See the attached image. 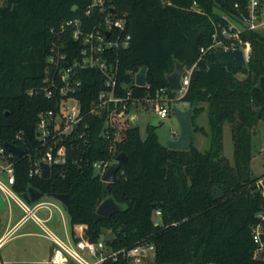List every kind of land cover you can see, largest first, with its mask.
<instances>
[{
    "label": "trees",
    "instance_id": "16d2710c",
    "mask_svg": "<svg viewBox=\"0 0 264 264\" xmlns=\"http://www.w3.org/2000/svg\"><path fill=\"white\" fill-rule=\"evenodd\" d=\"M2 1L0 142L15 143L25 151L13 157L15 191L21 194L33 187L42 195L67 194L64 208L70 226L85 225V238L103 239L111 250L152 243L153 264H264V251L255 255L252 239V228L264 210V195L256 184L264 173L254 176L250 169L252 129L258 112L264 118V94L256 87L264 75V34L241 32L251 44L247 69L219 64L214 49L200 51L211 44L216 30L220 34L228 27L223 16L237 19L246 12L248 0H112L130 34L129 46L110 54L117 62V92L130 91L131 97L143 99L164 87L169 97L177 98L166 75L176 61L185 68L194 65L187 89L177 100L191 105L194 131L209 135L210 145L201 150L192 142L187 150L170 149L160 143L152 123L145 137L136 125L122 129L119 138L101 135L103 118L90 117L88 135L74 139L68 162L53 167L47 178L29 176L28 170L39 156L38 112L54 102L27 90L40 85L61 22L81 17L91 27L96 14L84 16L91 0H7L6 5ZM60 41L66 50L78 47L70 37ZM142 66L147 69V84L137 86L134 78ZM93 75L97 84L93 88L83 84L77 94L84 107L99 89L95 70ZM204 110L209 133L196 122ZM225 123L231 130L233 162L222 151ZM121 151L127 156L123 163L116 161ZM97 160L120 165L110 191L93 168ZM107 196L122 206L109 217L96 213ZM101 264H129V259L119 253Z\"/></svg>",
    "mask_w": 264,
    "mask_h": 264
},
{
    "label": "built area",
    "instance_id": "2783aa9c",
    "mask_svg": "<svg viewBox=\"0 0 264 264\" xmlns=\"http://www.w3.org/2000/svg\"><path fill=\"white\" fill-rule=\"evenodd\" d=\"M111 1L91 0L83 12L86 18L96 14V20L91 27L88 26L89 20L81 17L68 18L61 22L60 30L56 34L58 41H53L47 53V65L41 83L27 90L29 95H43L54 102L52 107L38 112L35 131L39 142V156L31 164L29 176L42 177L41 163L48 165L49 176L53 167L65 165L74 146V139L88 135L90 117L103 118L101 135H117V123H122L118 133L135 123L137 104L145 109L152 107L159 118H165L172 113V98L166 94L164 87L160 88L154 97L143 99L131 97L130 91L125 95L117 92V62L110 54L112 50L127 48L130 44V34L127 31L126 19L117 14L116 10L112 11ZM235 7H238L237 3ZM223 17L229 20L228 27H222L220 34L216 30L212 35L211 44L206 48L202 47L200 51L239 47L247 59L251 44L241 38V32L264 29V0H248L246 12L237 19H230L227 15ZM62 36L70 37L71 42L77 44V49L71 46L66 50L65 44L60 41ZM193 67L194 65L190 68L184 67L177 98L185 93ZM93 70L98 73L99 89L89 106L84 107L77 94L83 84L89 88L97 84ZM85 71L87 74L92 72L94 85L85 84L87 74L82 79ZM154 119L156 121L157 117ZM24 153L25 151L21 155ZM15 155L0 142V193L8 210L6 221L0 220L3 223L0 229V246L12 238L24 223L32 221L39 227V234L54 243L48 264H101L108 257L116 258L119 253L128 257L129 264H153L155 247L152 243L139 242L127 249L111 250L106 247L103 239L94 242L85 238V225L82 224L71 232L66 231L64 227V237L58 235L46 224L52 218L51 207L61 213L56 203L46 199L56 198L51 194H41L37 199L27 202L15 191ZM73 162L76 163L77 160L74 159ZM111 164L114 163L97 160L93 162V168L102 178ZM256 184L264 195V175L257 179ZM12 202L22 213L15 220L12 216ZM42 211H45V215L40 214ZM156 214H159V211H156ZM259 216L261 221L252 228V239L257 245L255 255L264 251V210ZM61 221L65 226L63 218ZM87 256H92L95 260L91 261Z\"/></svg>",
    "mask_w": 264,
    "mask_h": 264
},
{
    "label": "water",
    "instance_id": "95a60500",
    "mask_svg": "<svg viewBox=\"0 0 264 264\" xmlns=\"http://www.w3.org/2000/svg\"><path fill=\"white\" fill-rule=\"evenodd\" d=\"M7 0H3L2 4L6 5ZM75 8V6L73 7ZM115 9H112L114 11ZM214 53L217 57L218 63L221 65H232L241 69H247V59L243 52V50L239 47H231L228 49L217 48L214 50ZM184 69V65L180 61L175 62L174 69L166 75L167 84L169 89L177 91L180 89V79ZM134 83L137 86H145L147 84V69L146 66H142L135 74ZM85 84L88 86L94 85V79L92 76V72L89 71ZM256 87L264 94V75H261L258 82L256 83ZM172 114L174 115L177 124H178V135L176 137H172L167 139L165 146L170 149H178V150H187L190 148L193 142L194 137V125H193V108L191 106L182 109L177 106L176 103H172L171 106ZM259 116V115H258ZM153 125H157L158 123L153 119ZM3 145L12 153L16 155L23 154L24 150L16 145H13L9 142H4ZM116 160L119 163L126 162L127 156L125 152L121 151L117 154ZM119 163L111 164L108 166L106 171L102 176V180L107 183L108 191H110V183L116 180V173L120 167ZM42 167V177H49V167L47 164L41 163ZM53 197L62 202L64 206L68 205L69 199L68 195L65 193H53L51 194ZM21 196L27 201L30 202L32 200L37 199L41 196V192L33 187H29L27 191L21 193ZM6 205L4 202V198L0 193V211L5 210ZM122 209V206L117 203L112 196H107L104 198L96 208V213L109 217L113 213L118 212ZM3 223L0 221V229Z\"/></svg>",
    "mask_w": 264,
    "mask_h": 264
},
{
    "label": "rangeland",
    "instance_id": "374dc122",
    "mask_svg": "<svg viewBox=\"0 0 264 264\" xmlns=\"http://www.w3.org/2000/svg\"><path fill=\"white\" fill-rule=\"evenodd\" d=\"M261 33L264 34V29L261 30ZM237 77L242 78L243 74L238 73ZM178 94L179 93L177 92V95ZM170 102L176 103L179 108L182 107L181 100H177V98H173L172 101ZM188 106H191V105L188 103ZM137 108H138L137 118H136L135 123H133L132 125H136L139 127L140 134L142 137H145L146 127L147 125L152 123L155 116L157 117L156 121L158 124L155 125L154 127H155V131L158 135V138L161 144H165L167 139L172 138L173 136L172 129H176L177 135H178V124L172 113L169 114L165 118H159L156 115L153 108L150 106L145 109V108L140 107V105L137 104ZM257 116H258V121L255 127L252 129V134H251L252 158L250 161V169L254 176H260L264 173V118H262L259 112L257 113ZM196 122L197 124L198 122L202 123L203 125H206L208 128L206 111H203V113H200L198 115V117L196 118ZM116 126H117V130L115 131V133L117 132L116 133L117 135H115V137L119 138L120 133H118V131L120 130L119 127H122V123H117ZM177 135H175V137ZM193 143L199 149L205 150L210 145V136L198 131L194 134ZM222 146H223L222 148L223 154L230 160V162H233V146H232L231 130H230V126L228 123L224 124ZM46 199L51 200L52 202L56 203L61 209V213H60L57 209L51 207L52 218L46 224L52 230L58 232L61 236H63L65 228L67 231H70L71 229L68 213L65 210L64 206L62 205V203H60L57 199H53L49 197H46ZM18 209L19 208L12 202L11 210H12L13 218L16 217ZM40 214L45 215V211L40 212ZM7 217H8V210L6 209L1 210L0 220L6 221ZM62 218L65 223V226L63 225L61 221ZM30 224L31 222L28 223V225ZM16 243H17L16 239H10L6 242L4 249L7 251L11 250L12 246L16 245ZM87 258L91 261L95 260V258L92 256H87ZM139 264H145V263L142 262Z\"/></svg>",
    "mask_w": 264,
    "mask_h": 264
},
{
    "label": "crops",
    "instance_id": "0c3cea01",
    "mask_svg": "<svg viewBox=\"0 0 264 264\" xmlns=\"http://www.w3.org/2000/svg\"><path fill=\"white\" fill-rule=\"evenodd\" d=\"M181 104L182 109L189 107L188 102L186 101H181ZM198 125L203 126L205 131L209 133V126L207 128L206 125H203L199 122ZM172 135V137L177 135L176 129H172ZM21 214V210L18 209L17 215L14 219H18ZM29 222H31L30 225H28ZM79 226H81V224L74 225L73 227L71 226L69 232H71V230H75ZM39 233L40 229L34 222L28 221L24 223L21 227H19L16 234L10 238L17 240L16 245L12 246L11 250L7 251L4 249L6 242L10 239L3 242V244L0 246V264H46L52 253L54 243L51 240L41 236ZM56 233L60 235L58 232ZM61 237H64V235Z\"/></svg>",
    "mask_w": 264,
    "mask_h": 264
}]
</instances>
